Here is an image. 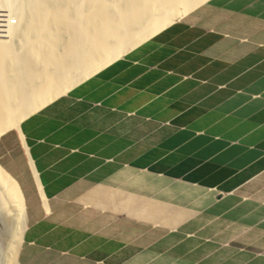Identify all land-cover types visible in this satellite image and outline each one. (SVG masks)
Instances as JSON below:
<instances>
[{
	"label": "crops",
	"instance_id": "0c3cea01",
	"mask_svg": "<svg viewBox=\"0 0 264 264\" xmlns=\"http://www.w3.org/2000/svg\"><path fill=\"white\" fill-rule=\"evenodd\" d=\"M0 170L18 264H264V0H206L56 96Z\"/></svg>",
	"mask_w": 264,
	"mask_h": 264
},
{
	"label": "bare ground",
	"instance_id": "6f19581e",
	"mask_svg": "<svg viewBox=\"0 0 264 264\" xmlns=\"http://www.w3.org/2000/svg\"><path fill=\"white\" fill-rule=\"evenodd\" d=\"M204 1L0 0V133ZM24 214L0 170V215L12 228L0 264H18Z\"/></svg>",
	"mask_w": 264,
	"mask_h": 264
},
{
	"label": "rangeland",
	"instance_id": "374dc122",
	"mask_svg": "<svg viewBox=\"0 0 264 264\" xmlns=\"http://www.w3.org/2000/svg\"><path fill=\"white\" fill-rule=\"evenodd\" d=\"M11 226H9L2 218V215H0V257H2V251L5 250V244L9 240V237L7 235L10 234L11 229H9ZM19 255V254H18ZM19 262V260H18ZM20 264V263H19Z\"/></svg>",
	"mask_w": 264,
	"mask_h": 264
}]
</instances>
